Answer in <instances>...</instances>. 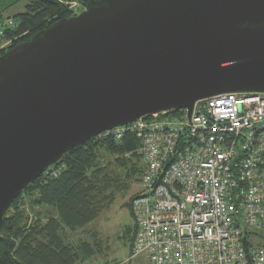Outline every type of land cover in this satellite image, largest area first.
<instances>
[{
  "label": "water",
  "instance_id": "95a60500",
  "mask_svg": "<svg viewBox=\"0 0 264 264\" xmlns=\"http://www.w3.org/2000/svg\"><path fill=\"white\" fill-rule=\"evenodd\" d=\"M234 92L264 93V0H89L0 55V222L78 144Z\"/></svg>",
  "mask_w": 264,
  "mask_h": 264
},
{
  "label": "built area",
  "instance_id": "2783aa9c",
  "mask_svg": "<svg viewBox=\"0 0 264 264\" xmlns=\"http://www.w3.org/2000/svg\"><path fill=\"white\" fill-rule=\"evenodd\" d=\"M170 112L96 136L120 140L129 132L140 143L145 170L131 203L130 256L145 253L149 264H264V241L254 240L264 237V93L203 98L189 117Z\"/></svg>",
  "mask_w": 264,
  "mask_h": 264
},
{
  "label": "trees",
  "instance_id": "16d2710c",
  "mask_svg": "<svg viewBox=\"0 0 264 264\" xmlns=\"http://www.w3.org/2000/svg\"><path fill=\"white\" fill-rule=\"evenodd\" d=\"M20 1L25 2L21 12L5 15ZM75 1L83 6L89 2ZM70 2L0 0V23L5 18L15 23L13 28H4V22L1 25L3 41L10 40L11 44L1 49L0 55L40 30L71 17ZM170 113L179 116L184 110ZM139 147L136 135L127 132L120 140L113 136L92 137L68 150L50 166L56 175L42 174L12 200L0 222V264H82L94 254H102L104 247L95 232L91 234L93 242L73 239L71 234L93 222L114 202L116 194L128 192L134 176L139 175L137 179L141 181L145 166L137 153ZM140 193L129 196L130 208ZM135 225L124 233L131 235L130 251Z\"/></svg>",
  "mask_w": 264,
  "mask_h": 264
},
{
  "label": "rangeland",
  "instance_id": "374dc122",
  "mask_svg": "<svg viewBox=\"0 0 264 264\" xmlns=\"http://www.w3.org/2000/svg\"><path fill=\"white\" fill-rule=\"evenodd\" d=\"M70 3L68 7L73 10L72 15L83 12L85 6L81 2L72 0ZM24 4V1L18 2L5 15L13 16L21 12L24 9ZM72 4L74 5L71 7ZM5 19L3 21L5 24L4 28L9 18ZM2 23H0V29H3V26H1ZM10 44V40L3 41V37L0 38V50L8 47ZM137 176L139 177V175H136L134 179L129 180L128 192L116 194L114 202L108 208L103 209L101 214L93 222L89 223L86 228L74 232L73 235L71 234L73 239L84 238L89 242H93L95 237L91 234L95 232L98 240H100L104 247L102 254H94L89 260L83 261L82 264H149L145 253H140L134 258H129L128 255H131L132 252L130 251L129 245L131 235L128 233L126 235L124 234L127 227L135 224L131 208L127 205V199L130 195L137 194V192L143 189ZM254 240L256 242L264 241V237L262 239L255 238Z\"/></svg>",
  "mask_w": 264,
  "mask_h": 264
},
{
  "label": "crops",
  "instance_id": "0c3cea01",
  "mask_svg": "<svg viewBox=\"0 0 264 264\" xmlns=\"http://www.w3.org/2000/svg\"><path fill=\"white\" fill-rule=\"evenodd\" d=\"M129 256V258H134V257H132V256H130V255H128Z\"/></svg>",
  "mask_w": 264,
  "mask_h": 264
}]
</instances>
